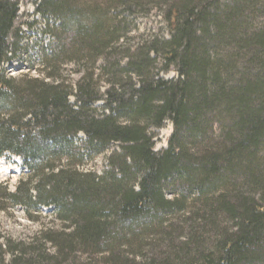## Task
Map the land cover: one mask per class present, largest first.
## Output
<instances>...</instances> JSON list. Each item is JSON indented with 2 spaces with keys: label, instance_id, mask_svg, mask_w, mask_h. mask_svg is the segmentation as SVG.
<instances>
[{
  "label": "trees",
  "instance_id": "trees-1",
  "mask_svg": "<svg viewBox=\"0 0 264 264\" xmlns=\"http://www.w3.org/2000/svg\"><path fill=\"white\" fill-rule=\"evenodd\" d=\"M80 1L0 0V156L26 170L13 192L0 181V209L64 224L0 237V264H264V25L249 19L264 0ZM29 6L49 42L22 58L38 75L15 77ZM150 6L167 38L123 45Z\"/></svg>",
  "mask_w": 264,
  "mask_h": 264
},
{
  "label": "rangeland",
  "instance_id": "rangeland-1",
  "mask_svg": "<svg viewBox=\"0 0 264 264\" xmlns=\"http://www.w3.org/2000/svg\"><path fill=\"white\" fill-rule=\"evenodd\" d=\"M83 2L86 5L99 3L103 6L105 4L104 0H86V2L84 0ZM81 4L83 5L82 2ZM28 8L29 11L25 8L22 9L25 12H28L25 16V20L29 23L34 22V28L26 29L27 34L31 36V39L29 40L30 46L26 47L28 53L26 55L23 54L21 59L15 60L9 66V71L15 77L21 76L22 74H31L32 76L38 75L37 73L39 70H31V66L28 65V63L22 58H29L30 55H34L36 53L38 45H43L49 42V36L42 33V30L45 29V23L42 17L36 14L34 6H29ZM163 10H165V7L150 6L147 10L138 11L137 14L126 20L129 22V29L128 33L121 38V40H123L121 41L123 45L126 42L128 45H133L140 42L142 39H150L155 36H158L159 38H167L169 35V29L167 27V21L163 15ZM249 19L250 21L252 20L251 22L253 24L259 23L261 26L264 25V19L261 17V14L258 15L255 20L254 17H250ZM132 53H135V51L132 50ZM97 65L100 64L97 63ZM36 67L38 68L37 64ZM77 70V66L69 64L62 68L61 75L65 78L67 83L74 84V82L79 78ZM175 74V72H169L167 77H173ZM104 87L106 88L107 86ZM173 129V124L168 123L166 127L160 131V141H158L156 146L158 149L167 146L168 139L171 136ZM107 154L108 153L105 152V154L95 156L93 158V162L89 164V167L95 165L98 169L104 168ZM24 172H26V170H24L22 161L19 158L14 156L8 158L0 157V181L7 185L10 192H13L16 189ZM5 205L7 204L5 203ZM41 210L43 213H34L39 216V219L32 221L28 219L25 209L21 206L12 207L10 205L7 207L6 211H2L0 209V237L7 239L11 238L14 241L30 242L32 237L35 235L41 236L40 233L47 232L48 229H54L56 231L61 230L64 224L55 218L52 208H42ZM48 246L50 247L49 244ZM49 247H46L47 251L50 254H53V249ZM139 258L138 263H141L143 258ZM96 260L97 258L82 254L78 255L77 264H97L98 260ZM61 264L64 263L62 262Z\"/></svg>",
  "mask_w": 264,
  "mask_h": 264
}]
</instances>
